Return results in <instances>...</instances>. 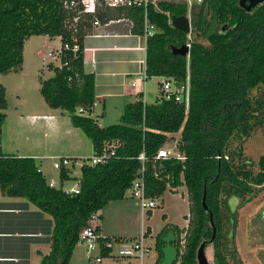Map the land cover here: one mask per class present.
<instances>
[{
    "label": "trees",
    "instance_id": "1",
    "mask_svg": "<svg viewBox=\"0 0 264 264\" xmlns=\"http://www.w3.org/2000/svg\"><path fill=\"white\" fill-rule=\"evenodd\" d=\"M240 1L203 0L192 7L175 1L150 4L148 18L155 34L145 44V73L148 79L162 77L183 87V101L166 100L161 91L152 104L139 96L125 105L119 124L101 128L90 118L95 85L94 75L83 68V39L93 34L96 19L99 24L127 20L128 31L142 35L143 10L98 6L94 13H83L81 0H0V75L21 70L24 44L32 36L59 38L60 66H48L50 78L38 77L41 96L49 108L68 115L71 125L90 140L94 155L105 143L119 144L114 157L82 167L79 194L67 196L62 184L72 179L74 165L59 171L58 188L49 187L36 160L2 152L6 115L0 113V191L27 199L52 220L50 252L41 264H70L78 233L90 216L125 198L142 166L137 160L141 153L146 157V194L162 201L167 187L184 186L189 204L186 228L166 224L156 235L155 264L163 259V238L168 233L175 237L174 264H196L199 245L212 237L210 213L215 238L206 250L210 248L215 264H241L234 243L237 209L264 187V157L254 170L253 162L243 155L244 143L256 129H264V1L249 12ZM180 16L190 17L188 34L171 24ZM190 34L194 39H188ZM187 43V56L172 54V47ZM5 106L0 85V111ZM175 141L184 160L171 158V163L181 165L173 180L171 171L155 157L165 144ZM204 193L207 211L202 207ZM232 197L237 200L233 212Z\"/></svg>",
    "mask_w": 264,
    "mask_h": 264
},
{
    "label": "crops",
    "instance_id": "2",
    "mask_svg": "<svg viewBox=\"0 0 264 264\" xmlns=\"http://www.w3.org/2000/svg\"><path fill=\"white\" fill-rule=\"evenodd\" d=\"M130 26L127 20H111L95 26L93 34L83 39V68L86 73L94 75L96 102L92 110L100 103L108 102L111 111L121 114L124 105L138 100L142 85L144 96L146 94V83L149 79L144 83L141 81V73L145 68L143 39L140 35L130 33ZM43 37L47 42H58V47L54 49L55 54L48 57L50 52L39 50L29 66L23 57V65L18 72L21 78L28 77V71L35 68L36 64L41 66V75H45V69L52 72L48 69L49 65L60 66V60L56 57V52L61 48L60 39L50 40ZM49 58L58 60L59 64L54 65L53 61L47 60ZM131 83H135V86L132 87ZM44 108L25 117L19 116L16 148H9L13 152H7V148L3 146V153L36 160L41 173L49 181L51 177L47 173L52 168L53 159H85L87 156L82 154L84 139L78 129L71 125L69 117L47 105ZM187 209L185 217L189 213V208ZM139 215L140 226L135 235H103L101 226L98 227V232L104 237H136L142 228L148 227L144 226L146 218L141 213ZM164 221L171 224L166 219ZM187 224L188 221L185 220L184 226L173 225L186 228ZM51 232L52 220L49 215L25 198L6 196L0 191V264H41L42 258L50 252Z\"/></svg>",
    "mask_w": 264,
    "mask_h": 264
},
{
    "label": "rangeland",
    "instance_id": "3",
    "mask_svg": "<svg viewBox=\"0 0 264 264\" xmlns=\"http://www.w3.org/2000/svg\"><path fill=\"white\" fill-rule=\"evenodd\" d=\"M152 1L155 3L157 1L184 2V0ZM193 5L196 4L193 3L191 6L188 5V7H192ZM187 18L190 23V17L187 16ZM188 39H194L193 35H188ZM187 46L190 47V44L187 43ZM57 47V41L47 42L46 38L43 36H32L24 44V61L27 62V65L29 66L30 63L37 57L35 54L39 50H42L44 53L50 52L55 54L54 49ZM47 60L53 61L54 65L59 64L58 60H53L51 58ZM28 66H26L27 69L29 68ZM40 69V64H36L35 68L32 67L31 70L28 71V77L25 78H21L18 72H10L7 75H0V85L5 90L6 104L5 109L0 111V113L6 115L1 128L2 152L4 151V147L7 148V152H13L9 150V148H16L17 120H19V116L25 117L28 114H31V112L45 109L44 107L47 105L39 92L40 83L38 81V77L40 75L43 79L50 78L52 76V72L45 69V75H41ZM159 82L160 78L158 77H152L147 81L145 94V101L147 104L154 103L158 98L160 93ZM140 92H143V85ZM108 105V102H106V104L100 103L90 114V118L93 119L94 122L101 128L120 123V116L122 113L120 114L119 112L117 113V111H111L108 108ZM124 107L122 108L124 109ZM64 116L68 117L67 114H64ZM78 132L84 139V148L82 149L84 153L82 154L86 155V158H89L93 155L92 144L79 129ZM178 136L179 134H176L174 138L177 139L179 138ZM168 144L169 148H172L174 145L173 142ZM243 147L244 157L253 162L254 170H258V160L261 157H264V129H256L251 137L244 143ZM83 158L84 157H77V160L80 162ZM71 175V180L63 182L62 185L64 188H71L76 185L77 180L80 177V169L75 166V168L72 169ZM47 176L58 181V171L52 169L51 167ZM182 180L183 178L181 175V181ZM236 202L237 200L234 197L229 200V208L232 212L235 210ZM187 208H189V204L187 200L186 188L184 186H179L174 189L167 187L162 201L158 202V206L152 209V215L150 218L146 216V220L144 222V226H148L151 232V238L148 239V244L151 246V252L146 259V264H155L157 255L154 249L155 237L166 224H169L162 220V216L165 215L167 222H170L171 224L184 226V218L188 216H184L187 214ZM222 208L226 211L224 205ZM139 213H141L139 201L135 198L129 197L128 194L121 201L108 203L100 211L101 217L98 219L102 234H137L140 226ZM225 215H227L226 212ZM236 216L234 243L238 259L241 264H264V187L258 188L257 194L252 197L249 202L245 203L243 207L237 209ZM85 253L86 248L83 245L77 244L71 256L70 264H95L94 257L96 256V253L92 254L94 257L91 259L86 258ZM206 255L210 264H215L210 248L206 250ZM100 264H110V262L104 260Z\"/></svg>",
    "mask_w": 264,
    "mask_h": 264
},
{
    "label": "built area",
    "instance_id": "4",
    "mask_svg": "<svg viewBox=\"0 0 264 264\" xmlns=\"http://www.w3.org/2000/svg\"><path fill=\"white\" fill-rule=\"evenodd\" d=\"M189 6L194 4H201L203 0H184ZM152 0H81V8L83 13H94L96 7L104 6L109 9L118 8H137L143 10V31L141 38L143 39V44H145L148 38L153 37L155 34V26L149 21L148 18V6L154 4ZM74 2L72 1L69 7H72ZM76 20V19H75ZM94 26H98L99 22L96 19L93 23ZM76 48V47H75ZM61 53V48L56 52V57L59 58ZM49 57L52 53L48 54ZM148 80L145 73V68L141 73V81L144 83ZM134 87L135 83H131ZM159 88L162 92V96L166 100H174L175 102L183 101V87H177L174 85L172 80L166 78H160ZM141 100L145 103L144 92L140 94ZM188 94L185 92V97L187 100ZM78 113H85L83 109H78ZM173 147L169 148V144H165L155 157L156 160H165L175 158L178 161H183L184 158L176 151V142H173ZM117 142L105 143L101 152L96 155H92L89 158L82 159V161H72L73 158H56L53 159L51 166L52 169L58 171V181L50 179L48 181V186L51 188H58L60 185L59 181V171L63 168L70 169L72 164L77 166L80 171L81 168L88 165L94 166L103 163L110 158L115 156V149L118 147ZM137 160L141 163V168L138 172L136 179L131 184L130 188L127 190L126 195L135 198L139 201L140 211L143 218L148 216L147 214L152 209L158 206L159 199H153L146 194L145 189V179H144V163L146 162V157L144 153H141ZM40 171V169H39ZM58 182V183H57ZM62 192L67 196H77L79 194V179L76 185L71 188H64L62 185ZM99 212L90 216L87 220L85 227L80 229L78 233V244L83 245L86 248L85 256L88 259L94 257L92 254L96 253L94 257L95 264H100L104 260L109 261L110 264H146V259L151 252V246L148 244V239L151 238L147 232V228H142L140 234L136 237H104L98 232L99 227ZM102 251L105 254H102Z\"/></svg>",
    "mask_w": 264,
    "mask_h": 264
},
{
    "label": "water",
    "instance_id": "5",
    "mask_svg": "<svg viewBox=\"0 0 264 264\" xmlns=\"http://www.w3.org/2000/svg\"><path fill=\"white\" fill-rule=\"evenodd\" d=\"M264 0H241L240 5L241 7L246 10L250 11L252 8L256 7L258 4L262 3ZM171 24L174 28L188 34L190 32V23L189 19L185 16L175 17L172 19ZM171 52L175 56L185 57L189 53V46L182 45L178 48L172 47ZM264 98V96H263ZM162 168L166 171H171L173 180H175L176 172L180 168V163H171L169 159L162 160L160 162ZM205 190V189H204ZM205 192V191H204ZM202 207L205 211H207V206L205 204V193L202 198ZM209 224L212 228V237L208 241H202L196 251V264H210L209 259L206 255V245L207 243H212L215 238V229L213 224V216L209 214ZM175 237L173 233H168L164 238V247L162 248L163 259L160 264H174L177 259V250L172 245L174 242Z\"/></svg>",
    "mask_w": 264,
    "mask_h": 264
}]
</instances>
